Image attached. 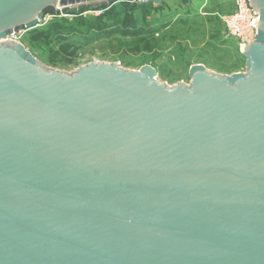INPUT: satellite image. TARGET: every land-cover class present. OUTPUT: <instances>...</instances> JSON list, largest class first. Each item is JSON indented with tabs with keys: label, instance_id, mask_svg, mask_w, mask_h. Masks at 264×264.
Here are the masks:
<instances>
[{
	"label": "water",
	"instance_id": "water-1",
	"mask_svg": "<svg viewBox=\"0 0 264 264\" xmlns=\"http://www.w3.org/2000/svg\"><path fill=\"white\" fill-rule=\"evenodd\" d=\"M132 1L0 0V264H264V0L245 71L188 85L7 40Z\"/></svg>",
	"mask_w": 264,
	"mask_h": 264
},
{
	"label": "rangeland",
	"instance_id": "rangeland-1",
	"mask_svg": "<svg viewBox=\"0 0 264 264\" xmlns=\"http://www.w3.org/2000/svg\"><path fill=\"white\" fill-rule=\"evenodd\" d=\"M218 3L200 10L191 0H154L148 5L117 3L109 12L87 9L75 17L46 15L18 40L46 68L71 73L90 62L118 63L129 70L150 65L159 83L188 85L194 64L218 75L245 71L240 45L226 35L222 22L232 1L220 3L221 8Z\"/></svg>",
	"mask_w": 264,
	"mask_h": 264
},
{
	"label": "built area",
	"instance_id": "built-area-1",
	"mask_svg": "<svg viewBox=\"0 0 264 264\" xmlns=\"http://www.w3.org/2000/svg\"><path fill=\"white\" fill-rule=\"evenodd\" d=\"M154 0H133L131 3L137 5H148ZM231 11L223 16L222 22L225 27L226 35L240 45V49L250 44L256 35L257 12L251 7L250 0H231ZM101 13V12H98ZM24 31H20L7 37V40L19 42L18 37Z\"/></svg>",
	"mask_w": 264,
	"mask_h": 264
},
{
	"label": "crops",
	"instance_id": "crops-1",
	"mask_svg": "<svg viewBox=\"0 0 264 264\" xmlns=\"http://www.w3.org/2000/svg\"><path fill=\"white\" fill-rule=\"evenodd\" d=\"M212 1H216V2L219 1L218 3L219 8H221L220 3L222 6H224V4H227V3H224L225 0H191L192 2L191 6H193L195 9L197 8V9L203 10L204 9L203 7H206ZM180 16L182 17V14Z\"/></svg>",
	"mask_w": 264,
	"mask_h": 264
},
{
	"label": "trees",
	"instance_id": "trees-1",
	"mask_svg": "<svg viewBox=\"0 0 264 264\" xmlns=\"http://www.w3.org/2000/svg\"><path fill=\"white\" fill-rule=\"evenodd\" d=\"M126 4H129V3H126ZM111 8H112V7H111ZM111 8L108 9V10H105L104 12H109V11L111 10ZM88 9H89V8H88ZM89 10H90V9H89ZM102 14H103V13H102ZM116 24H118V23L116 22ZM114 27H117V25H115ZM127 28H128V27H127ZM58 29H59V26L56 25V26H55V30L58 31ZM126 31L128 32L129 29H126ZM40 36H41V35L37 36L35 39L37 40ZM48 37H49V34H48L47 36H45V39H47Z\"/></svg>",
	"mask_w": 264,
	"mask_h": 264
}]
</instances>
